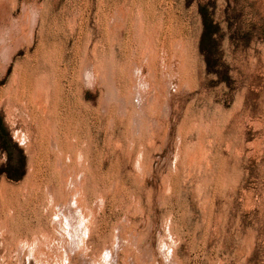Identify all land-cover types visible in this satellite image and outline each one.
Masks as SVG:
<instances>
[{"label": "rangeland", "instance_id": "374dc122", "mask_svg": "<svg viewBox=\"0 0 264 264\" xmlns=\"http://www.w3.org/2000/svg\"><path fill=\"white\" fill-rule=\"evenodd\" d=\"M0 117V264H264V0H0Z\"/></svg>", "mask_w": 264, "mask_h": 264}, {"label": "trees", "instance_id": "16d2710c", "mask_svg": "<svg viewBox=\"0 0 264 264\" xmlns=\"http://www.w3.org/2000/svg\"><path fill=\"white\" fill-rule=\"evenodd\" d=\"M199 13L202 19V33L199 41V52L203 56L208 72L215 70L220 58L212 57V50L218 45L219 26L214 22L210 13L204 6H199ZM13 146L11 138L6 130L2 118L0 117V147L8 151V147Z\"/></svg>", "mask_w": 264, "mask_h": 264}, {"label": "bare ground", "instance_id": "6f19581e", "mask_svg": "<svg viewBox=\"0 0 264 264\" xmlns=\"http://www.w3.org/2000/svg\"><path fill=\"white\" fill-rule=\"evenodd\" d=\"M117 10V9H116ZM141 22V21H140ZM162 28V27H161ZM145 44V43H144ZM181 47V46H180ZM185 52V51H184ZM145 54V53H144ZM153 54V53H152ZM181 56V55H180ZM148 64V63H147ZM182 68V67H181ZM36 89V88H35ZM38 90V89H37ZM47 94V93H46ZM47 96V95H45ZM35 98V97H34ZM49 101V100H48ZM41 108V107H40ZM42 135V134H41Z\"/></svg>", "mask_w": 264, "mask_h": 264}]
</instances>
